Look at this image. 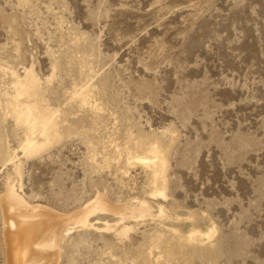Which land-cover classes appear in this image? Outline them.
Here are the masks:
<instances>
[{
  "label": "rangeland",
  "instance_id": "374dc122",
  "mask_svg": "<svg viewBox=\"0 0 264 264\" xmlns=\"http://www.w3.org/2000/svg\"><path fill=\"white\" fill-rule=\"evenodd\" d=\"M25 70L58 132L31 155L7 104ZM154 143L163 197L135 158ZM6 182L61 213L150 203L123 239L110 213L70 225L58 264H264V0H0V264Z\"/></svg>",
  "mask_w": 264,
  "mask_h": 264
},
{
  "label": "bare ground",
  "instance_id": "6f19581e",
  "mask_svg": "<svg viewBox=\"0 0 264 264\" xmlns=\"http://www.w3.org/2000/svg\"><path fill=\"white\" fill-rule=\"evenodd\" d=\"M11 76L14 79V82L12 83L14 95L7 99L8 108L10 110L12 118L15 121V124L23 128L24 137L23 142L21 144V150L24 154L31 155L42 150L46 145H48L55 137H57L58 132L56 130L55 122L52 115H50L46 109L40 108L38 102L36 101V98L39 95L38 82L35 76L33 75L32 71L25 70V75L23 79H20L14 73H11ZM77 96L80 103L84 104L86 102V92L84 90H81V92ZM21 98L24 100H20ZM138 147L142 149V151H145V155H135V158L140 161L142 165H144L150 170L151 180L153 184L160 185V188L159 186L154 188L153 193L160 197H163L165 193V191H163V188H165L163 187V185H166V183H164V174L166 168V160L164 154L160 149L159 145L155 143L150 144L147 147L143 144H139ZM11 183L6 182L5 192L1 197L2 209L4 214L2 243L5 250L4 253L7 264H58L59 262L57 260L59 259V257H61L59 256V252L60 246L62 244L61 242L63 241L64 236L67 235L68 231L73 227H75V229L76 227H80L81 229L83 228V230H85L84 228H86V230L90 228L91 230V228L93 227L92 224L96 222L92 221V223L91 221H89L90 217H92L90 215L94 214V218L97 213L106 212L110 213V215L112 216H115L117 223L115 222L113 226H110L107 225L108 223L106 224L105 222L104 230L106 229L110 231L109 229H112V232L115 234V236H120V238L123 239V237L125 238L128 236H126V234L129 231V227H127L129 225L125 226L123 224L125 221L127 222L128 220L130 221V219L135 218H146L145 216L150 217L149 215L153 210H151L150 203L145 199H136L128 204L120 203L121 205H118L119 203L111 204L109 201H107L105 198L106 195L104 193V195H102L96 192L91 198L86 200L78 210H74L70 213H61L47 207L46 205L38 203H29L23 198L20 192L16 189L15 185ZM166 214L168 213H164L161 207H157L156 215L159 218L166 217ZM190 217L188 218L189 220ZM165 220L168 221V219L166 218ZM70 225H73V227H70ZM159 225L161 224H158V226ZM192 227H190V231H188L189 233L187 232V236L183 237L186 242H200L202 237L209 238L213 234V231L209 230L208 228V231L203 233L197 230V228L193 230ZM165 232L168 233L169 231L164 230V233ZM173 238L175 239V236ZM159 240L160 236L156 235L152 239V243L154 245H157L159 243ZM179 240H182V237ZM179 240H175V243H177ZM182 243L184 245V242ZM184 246L188 248L187 245ZM184 246H181V248H183ZM178 248L181 249L179 246ZM172 249L170 252H172ZM175 256L177 255L175 254Z\"/></svg>",
  "mask_w": 264,
  "mask_h": 264
}]
</instances>
